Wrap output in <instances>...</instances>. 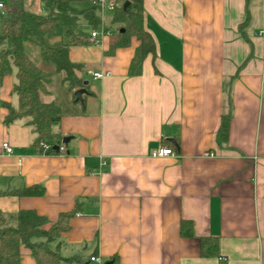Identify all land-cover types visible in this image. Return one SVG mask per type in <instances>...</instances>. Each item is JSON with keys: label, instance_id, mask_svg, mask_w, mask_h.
Returning a JSON list of instances; mask_svg holds the SVG:
<instances>
[{"label": "crops", "instance_id": "0c3cea01", "mask_svg": "<svg viewBox=\"0 0 264 264\" xmlns=\"http://www.w3.org/2000/svg\"><path fill=\"white\" fill-rule=\"evenodd\" d=\"M22 2L45 12L42 0ZM142 7L154 54L134 65L137 38L111 48L114 27L103 26L110 35L68 51L83 69L81 102L64 73L51 75L41 101L61 107L53 126L67 138L61 154L38 153L23 119L4 123L6 105H17L15 77L0 78V193L43 189L41 196L0 194V212L33 210L47 229L78 202L69 230L48 246L89 264L112 257L117 264H264V0H142ZM24 47L29 56L36 46ZM36 64L43 66L40 57ZM227 102L228 138L218 146ZM169 144L173 155L152 156ZM181 219L192 222L193 237L180 235ZM200 237L217 239L216 255L201 256ZM20 261L36 264L24 245Z\"/></svg>", "mask_w": 264, "mask_h": 264}, {"label": "trees", "instance_id": "16d2710c", "mask_svg": "<svg viewBox=\"0 0 264 264\" xmlns=\"http://www.w3.org/2000/svg\"><path fill=\"white\" fill-rule=\"evenodd\" d=\"M7 1L8 7L0 18V78L14 75L12 94L16 97L17 105H6L8 113L4 123L23 119L34 134L32 146L38 153L61 154L63 138L53 129L62 116L61 107L56 102H42L41 95L48 93L47 87L53 73H64L63 82L67 84L73 100L74 91L85 87L80 77L82 66L69 60L68 51L71 46L92 45L88 38L91 30L101 26L102 21L98 14L101 5L99 0H91L88 7L77 8L71 3L73 0H42L45 12L37 14L25 9L22 0ZM114 1L119 6L113 9L109 21L114 27L111 48L127 45L131 36L137 38L140 42L139 54L133 63L137 66L145 55L154 54L155 49L151 35L143 27L142 0H127L129 4L125 9H122V5L126 0ZM81 24L87 29H83ZM243 25L240 26L241 30ZM25 42L38 48L42 67L28 56ZM229 105L227 102V110L221 114L215 132L218 146L227 142ZM42 142L49 146L48 149L43 151L40 147ZM168 146L173 148L172 144ZM174 146L178 147L177 144ZM0 194L41 196L43 189L40 186H30ZM79 206L77 202L70 211L60 213L47 229L43 228L47 223L46 218L33 210L0 212V264H21L22 245L30 251L36 264H89L77 256L63 258L48 246L69 230V220L79 211ZM180 235L186 238L194 236L191 221L180 220ZM199 244L201 256L216 255V238L200 237ZM111 260V264H117L116 257Z\"/></svg>", "mask_w": 264, "mask_h": 264}, {"label": "built area", "instance_id": "2783aa9c", "mask_svg": "<svg viewBox=\"0 0 264 264\" xmlns=\"http://www.w3.org/2000/svg\"><path fill=\"white\" fill-rule=\"evenodd\" d=\"M99 3L101 5V8L107 7L108 9L112 10L117 7V4L114 2V0H99ZM0 8L4 9L5 6L0 2ZM110 35V31L104 28L102 25L100 26L99 29H94L90 31V36L88 38V41L91 44H97L99 40L104 37ZM103 74L101 73H94L93 77L95 78H100L102 77ZM40 147L44 150L48 149V145L46 143H40ZM3 148L7 152H11V148L7 145V143L3 144ZM174 152L171 148L169 147H159L155 151L152 152L153 157H166L169 155H173ZM90 261H95L100 263V260L98 257H90Z\"/></svg>", "mask_w": 264, "mask_h": 264}, {"label": "rangeland", "instance_id": "374dc122", "mask_svg": "<svg viewBox=\"0 0 264 264\" xmlns=\"http://www.w3.org/2000/svg\"><path fill=\"white\" fill-rule=\"evenodd\" d=\"M0 2H2L5 5L4 9L0 8V18H1V16H3L4 13H5L6 8L8 7V1L7 0H0ZM75 6L77 8H83V5H80V4L79 5H75ZM100 11H101V14H100ZM100 11H98V14H99V16L102 15L101 16V21H102L101 25L104 26V27L111 26L109 24V21H110V18L112 17V15H113V12H114L113 9L110 10L107 7H104V8H101ZM40 14H42V13H40ZM81 25H82L81 27L83 29H87V27L84 24H81ZM29 56L34 62H37L39 60L38 52H37L36 47L34 48V50L29 52Z\"/></svg>", "mask_w": 264, "mask_h": 264}, {"label": "water", "instance_id": "95a60500", "mask_svg": "<svg viewBox=\"0 0 264 264\" xmlns=\"http://www.w3.org/2000/svg\"><path fill=\"white\" fill-rule=\"evenodd\" d=\"M129 4V1H124L123 5H122V9H125ZM121 31H123V29H121ZM85 93V89L80 88L74 91L75 94V100L81 102V96L82 94ZM63 142H67V138H63L62 140ZM105 264H110V261H107Z\"/></svg>", "mask_w": 264, "mask_h": 264}]
</instances>
